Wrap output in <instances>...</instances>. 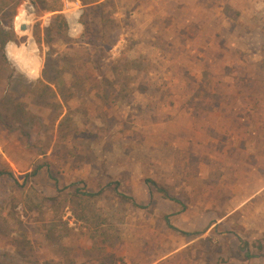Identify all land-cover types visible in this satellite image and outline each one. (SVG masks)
Returning a JSON list of instances; mask_svg holds the SVG:
<instances>
[{"label": "rangeland", "instance_id": "obj_1", "mask_svg": "<svg viewBox=\"0 0 264 264\" xmlns=\"http://www.w3.org/2000/svg\"><path fill=\"white\" fill-rule=\"evenodd\" d=\"M137 1L118 0L124 22L109 31L111 41L117 35L115 45L101 54L84 47L92 49L91 59L106 58L102 72L111 81L113 68L121 80L125 67L110 63L123 54L146 58L148 78L137 77L131 88L151 79L158 91L127 95L111 108L73 92L70 72L64 85L48 82L54 78L46 64L49 47L37 45L33 31L46 28L51 13L31 0L16 7L14 0H0V31L13 34L5 47L10 43L16 59L21 54L36 68L27 74L4 48L0 168L9 166L20 184L0 179V257L10 254L12 261L6 264H264V0H200L201 21L190 25L212 44L189 51L176 44L167 49L168 36L154 46L144 18L137 25L127 20ZM141 2L135 16L150 18L152 1ZM156 6L154 17L167 14ZM83 10L79 0H62L73 41L83 33ZM91 27L96 42L101 25ZM50 48L64 53L67 45ZM87 53L79 59L86 61ZM37 166L40 171L26 177ZM240 168L245 189L236 180ZM145 180L165 188L184 210ZM76 189L96 195L75 197ZM54 197L65 205L53 207ZM229 236L246 243L251 257Z\"/></svg>", "mask_w": 264, "mask_h": 264}, {"label": "trees", "instance_id": "obj_2", "mask_svg": "<svg viewBox=\"0 0 264 264\" xmlns=\"http://www.w3.org/2000/svg\"><path fill=\"white\" fill-rule=\"evenodd\" d=\"M81 1L82 5L84 6L83 14L81 16V24L83 26V33L79 40L73 41L68 37V23L66 18L60 13L61 6H62V0H31V4L41 12H47L51 13L52 16L50 17L48 26L44 28L43 30L34 29L33 36L35 39V42L37 45L46 44L47 47H49V52L47 55V67H50L52 69L54 74V78L50 79L48 81L49 83H53L56 85H64L65 82L62 80V76L64 73H72L73 76V82H71L70 87L73 89V92L76 93L83 92L85 95H91L94 98H97L100 100L101 103H103L106 107L113 108L118 101H124L127 99V95L131 96L134 93H140L144 94L148 91L156 93L158 91L154 86L152 85V80L150 81H144L137 83L136 87L131 88V81L136 80L137 77L145 75L144 79H147L148 76L146 73H144L146 66L142 65L147 59L142 58L139 61L135 60H129L126 57H124L125 54H123L122 57L119 59H116L110 65L112 64H118V66L122 69L121 72V80L118 81L116 79V75L113 74L114 68L111 69V75L114 78V80H110L105 73L102 72V67L107 66V62L100 63V56L98 59L93 60L91 59L92 56V49L85 48L84 46L90 47L93 45L96 49H98V52L101 54L102 51H107L110 49L113 45H115V42L117 41V35L114 40L111 41L112 36L109 31H113L114 28H119L120 25H116L119 22L118 19L115 18V15L117 12V4L118 0H79ZM134 8L127 13V20L130 22L134 21V15L136 10L144 3L140 1H137ZM19 3H21V0H14V7H16ZM134 3V4H135ZM133 4V5H134ZM132 5V6H133ZM131 6V7H132ZM108 9V12L107 10ZM180 7L174 6L172 9V12H168L165 16H159L154 17L150 21V31L151 35V42L153 41H161L163 37L168 36V38L164 41V46L167 49H171L175 44L178 45V50H193L192 48H195L196 45H200V47L208 46L209 44H212L211 39H202L199 38L194 31V26L191 27L190 22L181 27L177 22V12ZM158 13L157 11H155ZM176 16H175V15ZM91 15V16H90ZM88 19V21L86 20ZM92 20V22H90ZM115 21V22H114ZM100 24L101 27L98 30H102V33L99 34V38L96 42L95 39L97 38V34L93 33V27L91 25ZM112 26V27H111ZM12 33H6L4 31H0V71L4 69L5 64H9V61L5 55L4 48L8 41L11 40ZM198 38L201 40V42H198ZM130 42V40H128ZM126 41V42H128ZM140 38L137 40V42H134L136 45L140 44ZM53 43H63L64 45H67V48L64 53H58L52 48ZM159 51L160 48H157ZM89 51V52H88ZM7 55L10 58V60L14 61L16 60L20 68L26 72L27 74H33L34 69L30 68L25 64V61L23 57H21V54L18 55V58L16 59L15 54L13 53V50L10 46V43L7 45L6 49ZM82 52H88L87 53V60L81 61L79 59L80 54ZM177 56L172 57V59H176ZM81 62V63H80ZM136 62V63H135ZM80 63V64H79ZM79 64V65H78ZM90 67V68H89ZM137 68L139 70H137ZM117 70V66L115 68V71ZM137 71L135 75L131 74V71ZM188 74V73H187ZM43 75L45 76V70L43 71ZM123 75V76H122ZM191 78V83L196 84V80ZM45 79L46 78L45 76ZM193 79V80H192ZM42 83V82H39ZM135 85V84H133ZM163 86H167L166 83L163 84ZM49 90L51 88H48ZM69 91V90H68ZM67 91V93H68ZM169 91H172L169 89ZM153 94V95H154ZM122 95V97L119 99V97ZM66 99V98H65ZM68 99V98H67ZM191 108L193 105L191 104ZM158 110V109H157ZM2 116H0V123L3 125H7L6 122L2 120ZM66 120V119H65ZM64 122V120H63ZM62 122V123H63ZM262 137V136H261ZM264 144V142H262ZM41 169V166H37L33 169L31 173L26 174V177L35 176ZM0 179L8 180L9 182L13 183L14 185L20 186L18 183L13 171L9 166H5L3 168H0ZM145 183L149 186V188L154 187L157 192H159L163 198L168 199L170 201H173L177 204L181 203L168 195L165 188L156 186L155 183H153L151 180H145ZM58 184V181H55V185ZM116 187H114V190L116 191ZM80 190H75V197H78L79 194L83 195H89V196H95V193L90 192H80ZM58 193H62L61 190L58 191ZM67 196L70 195V193H66ZM63 195V193H62ZM52 202L51 205L55 207L54 205L64 206L65 201H59L58 197L51 198ZM133 205H135L138 208H144V206L136 205L134 202H131ZM77 205L80 209H87L81 201V199H78ZM182 210H184V207L181 205ZM83 210V211H85ZM181 210V211H182ZM3 211L4 209L0 208V224L3 220ZM166 225L170 229H175L172 224L170 223V220L168 216L164 217ZM186 235H189L188 233ZM239 244V249L243 253L244 258H250L251 255L249 254L248 246L246 243H243L241 240ZM10 258V254H4L0 257V264H6L11 263L12 261H8L7 259ZM12 258V257H11Z\"/></svg>", "mask_w": 264, "mask_h": 264}, {"label": "crops", "instance_id": "obj_3", "mask_svg": "<svg viewBox=\"0 0 264 264\" xmlns=\"http://www.w3.org/2000/svg\"><path fill=\"white\" fill-rule=\"evenodd\" d=\"M151 1L152 2H151L150 5H152V6H151V10L149 11L150 18H147L148 15H145L142 18L137 17V16L134 15V21L135 22H132L133 25H137L138 23L142 22L143 18H144L145 19L144 20V24H145V26H148V28H149L150 21L154 18V14L156 13L155 11H157V12L159 11V9L157 8L156 4H159L161 6V8H160L161 10L160 11H163V12L167 11V14H168V12H170V13L172 12V9H173L174 6L180 7V9H178V12H177L178 16H177L176 24H178L181 27L187 25L189 22L191 24L192 22L195 23L197 21H201V15H198L196 13L197 11L195 10L196 7H197L196 5L201 6L199 4L200 0H151ZM155 8L157 10H155ZM119 15L117 13L116 14L117 17L115 16V18L118 19L120 23L121 22L123 23L124 19H121ZM194 27H196V29L194 30L195 34L197 36L199 34H201V33H199V28L197 26H194ZM150 35H151V31H150V28H149V33L147 34L146 37H148ZM198 42H201V40L199 38H198ZM5 52H6V47H5ZM6 55H7V52H6ZM106 67H108V66H106ZM105 70L108 71L107 68H105ZM235 174L237 175V177H236L237 183L240 182V184H242V185H240L242 187V189L243 188L245 189V180H244L245 179V168L238 169L237 173H235ZM252 186L257 187V183L254 182L252 184ZM263 188H264V184H263ZM259 191H260V189L256 190L255 192H259ZM236 204L237 203H235V205H234L235 208L232 209V210L240 209L242 206L245 205V201L244 202H240L239 205L238 204L236 205ZM227 240L230 241V242H236V244H240V241L237 238L235 239L233 236H229ZM247 243H248V241H247ZM259 246H260V248H262V247L264 248V246L262 244H260Z\"/></svg>", "mask_w": 264, "mask_h": 264}, {"label": "water", "instance_id": "obj_4", "mask_svg": "<svg viewBox=\"0 0 264 264\" xmlns=\"http://www.w3.org/2000/svg\"><path fill=\"white\" fill-rule=\"evenodd\" d=\"M20 30H21V31H26V30H27V25L22 24V25L20 26Z\"/></svg>", "mask_w": 264, "mask_h": 264}, {"label": "bare ground", "instance_id": "obj_5", "mask_svg": "<svg viewBox=\"0 0 264 264\" xmlns=\"http://www.w3.org/2000/svg\"><path fill=\"white\" fill-rule=\"evenodd\" d=\"M6 49H7V47H6Z\"/></svg>", "mask_w": 264, "mask_h": 264}]
</instances>
